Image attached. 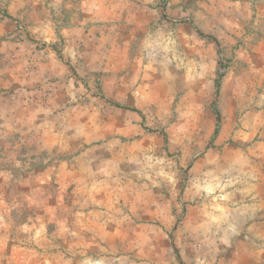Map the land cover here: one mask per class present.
<instances>
[{
	"label": "rangeland",
	"instance_id": "obj_1",
	"mask_svg": "<svg viewBox=\"0 0 264 264\" xmlns=\"http://www.w3.org/2000/svg\"><path fill=\"white\" fill-rule=\"evenodd\" d=\"M0 264H264V0H0Z\"/></svg>",
	"mask_w": 264,
	"mask_h": 264
}]
</instances>
